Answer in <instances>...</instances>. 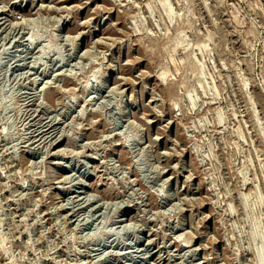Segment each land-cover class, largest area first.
<instances>
[{
    "label": "rangeland",
    "instance_id": "1",
    "mask_svg": "<svg viewBox=\"0 0 264 264\" xmlns=\"http://www.w3.org/2000/svg\"><path fill=\"white\" fill-rule=\"evenodd\" d=\"M0 264H264V0H0Z\"/></svg>",
    "mask_w": 264,
    "mask_h": 264
},
{
    "label": "bare ground",
    "instance_id": "2",
    "mask_svg": "<svg viewBox=\"0 0 264 264\" xmlns=\"http://www.w3.org/2000/svg\"><path fill=\"white\" fill-rule=\"evenodd\" d=\"M2 19V18H1Z\"/></svg>",
    "mask_w": 264,
    "mask_h": 264
}]
</instances>
